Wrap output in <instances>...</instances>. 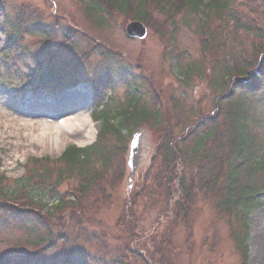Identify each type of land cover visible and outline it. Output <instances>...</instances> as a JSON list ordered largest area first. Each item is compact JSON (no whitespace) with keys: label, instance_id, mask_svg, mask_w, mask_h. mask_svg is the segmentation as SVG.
Returning <instances> with one entry per match:
<instances>
[{"label":"trees","instance_id":"obj_1","mask_svg":"<svg viewBox=\"0 0 264 264\" xmlns=\"http://www.w3.org/2000/svg\"><path fill=\"white\" fill-rule=\"evenodd\" d=\"M86 1L87 4H84L82 14L89 18L92 24L103 26L104 30L110 28L107 17L125 16L149 24V18L156 13L164 16L159 24L161 28L163 25H170V18L179 13L193 15L200 8L206 9L208 22H201L193 16L189 18V21H185L184 25L188 27L195 25L193 32L204 37L203 48L208 49L212 55L216 51L217 58L211 69L218 78L213 79L211 84L217 91L226 90L227 93H221L220 97L217 96L214 99V107L208 113L199 109L196 110L198 115L195 116L192 107L183 106L176 115L174 124H171L168 119L170 115L167 116V127H171L163 132L162 137L155 140V158L144 177L152 171H157L159 164L166 160L174 168V162L177 159L176 169L181 167L182 171H186L187 168L192 171L190 183L179 181L178 186L182 191V196L184 194V199L188 197L190 184L194 185L198 180L200 188L213 190L215 186L218 187L217 194L221 192V196L217 206L229 217L247 212L251 206H255L264 189L261 183L255 182L258 173L264 171V24L258 22L256 24V20L237 12L232 0H212L208 4H204L202 0ZM254 3H258V6L251 10V14L258 15L259 18L264 17V11L260 12L264 7V0H257V2L249 0L246 7ZM215 17L222 20L223 26L214 24L216 28L213 29L216 31H213L210 21H213ZM30 27L34 28V33L44 42L53 39L60 31L59 40L68 48L71 55L60 57L57 53L59 45L53 50L49 44V51L45 54L49 62H46L47 60L32 56L27 48L19 47V37H16L0 53V69L11 72L18 69L15 65L25 67L27 63L26 66L29 65L30 69L26 78L33 87L43 86L48 90L62 89L69 85L67 83L69 75L75 78V72L82 66L85 67L91 57H98L95 54L99 52L101 62L95 69L99 73L98 80L105 78L108 80L111 74L115 73L114 66L111 71L108 69L111 64L119 63V60L115 59L117 57L113 56L110 49L100 42L92 41L89 43L90 46L84 49L79 45L82 37L77 36L72 28L57 20L51 23L31 22ZM168 27L171 29L161 28L160 35L168 32L174 36L175 28L172 25ZM17 28L11 26V33L15 34ZM205 28L210 31L205 33ZM223 31H226L229 40L232 39L231 41L238 42L242 46L240 51L237 50L236 45L229 47V43L223 40L218 41ZM251 35L254 37L257 35L263 38V41L251 39ZM208 38L213 41L212 45ZM245 44L247 47H244ZM93 51L95 54L92 53ZM220 52H224L225 57H219ZM97 60L100 61L98 58ZM195 68L187 66L181 76L187 78L188 81L192 72L202 74L205 65L201 64ZM125 69L127 75L129 74L128 69L122 67L120 76L126 71ZM134 80L137 82L125 84L128 89L132 90L127 102L113 106L110 100L105 103L106 105L104 104L103 110L97 116L100 130L95 142L91 145L83 148L69 146L57 160H32L27 167L26 176L16 181L14 187L0 175V197L17 199L16 202L19 204L18 207L7 210L8 218L0 223L3 224V230L8 234H14L11 226L8 225L13 226L17 223L23 227V229L20 228L22 236L25 237L23 241L31 246L39 247L35 252H43L44 255L45 251L52 248L55 239L62 241L64 248L69 249L68 254L62 253L50 259L47 258L48 262H31L29 257L32 254H30L15 260L11 259L12 257L7 258L10 256H3L0 264H80L87 258L107 253L113 248L112 253L121 256L125 249L133 247V228L128 225L125 227L127 218L123 219L121 216L122 210L119 211V218H116L118 233L114 235L115 243L106 246L104 238L107 232L96 233L90 227L92 225L106 226V223L95 218L93 213L85 214L87 206L82 201V195L79 194L72 201H65L59 188L69 178L77 180L79 189L90 188L98 184L100 176L114 174L111 178L112 184L108 189L109 191L114 190L118 185L119 177H122L121 170L117 168V165H120L118 157L120 151L126 146L131 132L140 124L148 121L154 127L160 126L164 119L161 112L162 106L154 96L147 101L142 91V81ZM241 90L244 93L240 97H232L234 93ZM221 102L226 104L224 109ZM181 120L184 123H181ZM193 121L195 122L191 123ZM177 124L182 125L175 131ZM176 150L178 155H176ZM183 157L187 158V161L184 160L186 164L182 162ZM167 188L166 212L175 204H180L179 201L171 202L173 195L170 194L169 185ZM105 190L104 186H99L100 197H97L94 204H91L94 212L102 210L97 207L99 202H108L110 199L106 196ZM25 199L27 202L23 204ZM48 202H52V207L48 208L46 214L26 206L28 203H38L44 208ZM55 210L58 213L67 212L57 216L58 213H55ZM245 237L246 232L245 235L239 236L243 264H246L247 248L243 244ZM17 240L20 241L18 236ZM87 246L89 248H86ZM131 254L136 257L134 253L131 252ZM82 257L85 259H81ZM112 259L117 258L114 256ZM165 264H171V260H167Z\"/></svg>","mask_w":264,"mask_h":264},{"label":"rangeland","instance_id":"obj_2","mask_svg":"<svg viewBox=\"0 0 264 264\" xmlns=\"http://www.w3.org/2000/svg\"><path fill=\"white\" fill-rule=\"evenodd\" d=\"M247 1L249 0H233L232 4L237 12L252 19L251 10L257 7L258 3L249 4L246 7ZM255 1L257 2V0ZM54 4L57 9L56 15H52L50 12V7ZM4 9L8 12L6 28L10 32L7 45L13 38L19 37L18 46L27 48L32 56L37 58L47 59L45 54L49 51V44L53 50L57 48V44L59 45L57 53L60 57L71 55L68 48L59 40L61 38L60 31L53 39L44 42L34 33V28L30 27L31 22L51 23L55 18L60 17L62 24L67 25L70 23L69 28L81 34L82 40L79 45L83 46L84 49L88 48L89 43H92V41H97L110 49L113 56L117 57L115 59L119 60V63L111 64L108 69L111 71L114 66L115 70V73L111 76L113 83L110 91L113 106L122 104L126 95L129 94L122 86V82L118 83L120 77L127 76L131 77L130 82H137L134 79L142 81V91L147 101H150L152 96L158 100L159 105L162 106L161 112L164 119L159 127H154L148 121L140 124L138 129L135 130L139 137L138 139L135 137L131 144L134 149L131 171L138 166L139 170L144 169L150 159V143L154 151L155 140L162 137L163 132L171 127H167L168 119L171 124H174L175 117L183 106L186 108L192 107L195 116L198 115L196 110L199 109L208 113L214 107V99L221 93H227L226 90L217 91L211 84L213 79L218 78L215 73H212L211 69L217 58L216 51L212 55L208 49L203 48L204 37H200L199 34L193 32V26L195 25L189 27L184 25L185 21H189V18L193 17L191 13L185 15L179 13L170 18V25L176 28L174 36L168 32L165 35H160L159 30L161 28L171 29V27H168L170 25H163L159 28L164 16L154 13L149 18V24L144 22L147 28L146 36L143 39H128L123 28L132 18L125 16L107 17L110 28L104 30L103 26L92 24L89 18L82 14L83 3L80 0H0V49L6 45L4 27H2ZM197 18L203 21L196 14ZM17 21H19L20 27L17 28L15 34H12L10 26L18 23ZM205 22H208V20ZM214 24H222V20L215 17L213 21H210V26L214 27ZM261 24H264V21ZM204 30L205 33L210 31L206 28ZM260 39L257 38L258 41ZM221 40L229 43V47L236 45L235 41L228 39L226 31L221 33L218 41ZM209 43L212 45L213 41L210 40ZM92 53L95 54L94 51ZM95 55L98 57H91L87 65L82 66L75 76V78H81L83 82L80 84L81 87L71 88L53 96L49 95L45 89L38 90L37 94L34 95L26 92L28 85L22 80L21 74L25 75V78L28 75L30 68L29 65L26 66L27 63L25 67L15 65L18 67L15 71L9 72L5 69H3L4 72L0 71V170L9 179H16L23 173V162L26 157L47 156L56 159L62 152L60 150H63L67 145L85 146L93 142L99 128L96 119H92L95 133L90 141L81 144L71 141L64 144L63 148L61 147L57 152H50L36 145H33L32 150H30L29 147L19 144V138L11 127L16 126L17 122L22 120H31L34 123L41 122L40 119L50 121L52 119L47 117V114L51 110L53 111L52 115L54 113L60 114L61 109L73 113L83 108V113L86 110L91 113L95 102L93 99L95 96L99 97L92 90L90 91L91 86L95 85L99 93L106 86L103 79L98 80L99 73L95 69L101 62V58L99 52H96ZM218 56L225 57V54L220 52ZM201 64L205 65L202 74L192 72L188 81L187 78L181 76L187 66L197 68ZM122 67L127 68L128 73L131 75H127L125 69L126 71L120 76ZM71 78L74 79L70 74L68 84ZM238 96L240 95L237 92L235 97ZM142 101L144 102V99ZM221 106L224 109L226 104L221 102ZM168 115L170 116L167 119ZM41 116L43 118H40ZM3 121L8 123L6 130L2 128L5 123ZM181 123H184V121L181 120ZM181 125L177 124L175 131ZM14 147L17 148V152H13ZM175 152L176 155L179 154L177 150ZM182 162L186 164L183 158ZM174 164V168L167 160L159 164L150 185L145 187L146 194L136 210H131L128 206L129 203H132L131 194L128 196L129 201L128 198L124 199L122 196L114 198V200L111 198L110 203L108 202L109 206L111 205L110 207L94 212L91 204L99 195L97 192H93V197L90 193H87L91 197L85 200L87 206L85 214L90 215L93 213L95 218L107 224L106 244H114V235L118 233L117 228H114L116 215L113 208L117 212L125 209L129 219L135 218V225L130 220L125 223V227L127 225L132 228L135 227L133 246L138 253L132 264H165L167 260H171V264H243L236 235L244 232L246 228H248L246 241L247 263L264 264V204L250 211L246 216L248 226H245V224H242L236 218L229 217L218 208L217 202L221 192L217 194V186L213 190L200 188L197 180L194 185L190 184L191 189L188 191V197L184 199V194L182 196V191L178 186L180 185L179 181L190 183L189 179L192 171L187 167L186 171H182L181 167L176 169L178 166L177 159ZM111 176L112 174H108L101 184L107 191L112 184ZM70 183V186H65L64 190L77 189L74 178ZM167 185L170 186V194L173 195L171 202L176 203V201H179L180 204H175L166 212ZM261 200H264V196L261 197ZM25 202H27L26 199L23 204H26ZM8 206L16 208L19 204L15 200L0 197V223L6 221L9 216L6 213L9 210ZM26 206L37 210L36 207L33 208L32 204L28 203ZM66 212H59L57 216L66 214ZM76 214L78 215V213ZM239 215L241 214L239 213ZM2 225L0 224V256H10L7 258L12 257L11 259L15 260L22 254H33V250L39 248L23 241L25 237L22 236L23 233L20 229H23V227H20L17 223L13 226L8 225L11 226L10 228L15 232L14 234L6 233ZM90 227L96 233H102L103 231L102 227L93 225ZM17 236L20 241L17 240ZM116 243L119 245L118 242ZM61 245V241L55 239L51 250L46 253L47 258L60 252L62 250ZM111 251L113 252L114 248Z\"/></svg>","mask_w":264,"mask_h":264},{"label":"bare ground","instance_id":"obj_3","mask_svg":"<svg viewBox=\"0 0 264 264\" xmlns=\"http://www.w3.org/2000/svg\"><path fill=\"white\" fill-rule=\"evenodd\" d=\"M82 110L84 109L81 108L77 113L69 114V112L61 109L60 114L54 113L53 115L51 110L47 114V117L52 119L50 121L40 119L41 122L34 123L31 120H22L11 129L19 138V144L29 147L30 150H32L33 145H36L47 151L57 152L64 144L71 141L81 144L90 141L94 136L95 130L90 116L85 115ZM3 123L2 128L6 130L8 123L6 121ZM13 152H17L16 147H14Z\"/></svg>","mask_w":264,"mask_h":264},{"label":"water","instance_id":"obj_4","mask_svg":"<svg viewBox=\"0 0 264 264\" xmlns=\"http://www.w3.org/2000/svg\"><path fill=\"white\" fill-rule=\"evenodd\" d=\"M125 32L130 37L143 38L146 33V29L142 23L138 21H132L126 25Z\"/></svg>","mask_w":264,"mask_h":264}]
</instances>
